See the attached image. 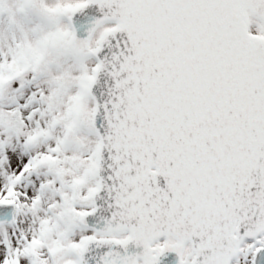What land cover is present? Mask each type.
<instances>
[{
    "label": "snow or ice",
    "instance_id": "snow-or-ice-1",
    "mask_svg": "<svg viewBox=\"0 0 264 264\" xmlns=\"http://www.w3.org/2000/svg\"><path fill=\"white\" fill-rule=\"evenodd\" d=\"M0 264H264V0H0Z\"/></svg>",
    "mask_w": 264,
    "mask_h": 264
}]
</instances>
